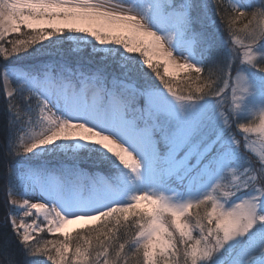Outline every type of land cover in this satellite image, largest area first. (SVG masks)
I'll list each match as a JSON object with an SVG mask.
<instances>
[{"label":"snow or ice","instance_id":"obj_1","mask_svg":"<svg viewBox=\"0 0 264 264\" xmlns=\"http://www.w3.org/2000/svg\"><path fill=\"white\" fill-rule=\"evenodd\" d=\"M229 4L0 0V264H264V0Z\"/></svg>","mask_w":264,"mask_h":264},{"label":"rangeland","instance_id":"obj_2","mask_svg":"<svg viewBox=\"0 0 264 264\" xmlns=\"http://www.w3.org/2000/svg\"><path fill=\"white\" fill-rule=\"evenodd\" d=\"M222 1H224L228 7L230 6V4H229V0H220L221 3H222ZM241 26H242V25H241ZM12 60H13V62L15 63L14 65H20V63H25V61H18V60H15V59H12ZM161 72H163V69H161ZM182 76H183V73H181V77H182ZM2 85H3V84H2ZM8 87H9V88H13V87H12V83H9ZM253 119H255L256 123L258 124V123H259V114L256 113V114L254 115ZM35 131L38 132V131H40V129L37 127V128H35ZM25 139L27 140L28 137L25 136ZM252 140L255 141V142H256V146L259 147L260 137H258L256 134H253V135H252ZM224 183H227V180L224 181ZM2 195H3V193L0 192V197H1ZM14 198H15L17 201H21V200H22V197L19 196V195H17V196L14 197ZM34 202H35V201H34ZM0 210H1V209H0ZM195 211H196V210L193 209V210H192V213L194 214ZM17 215H18L17 223H19V215H21V213H17ZM41 219H42V218H41ZM29 222H31L30 219H29ZM1 223H2L3 225H5V230H6L7 227H8V225H7L6 221H5L4 216H2V222H1ZM95 223H97V222H80V223H78V224H69V225H66V226H65V231L72 232L73 229H79V228L84 227L85 225H88V224H95ZM42 235H44V234H42ZM54 235H57V236H58L59 234H54ZM45 238H52V237H50V236H46V235H45ZM61 238H62V237H61Z\"/></svg>","mask_w":264,"mask_h":264},{"label":"trees","instance_id":"obj_3","mask_svg":"<svg viewBox=\"0 0 264 264\" xmlns=\"http://www.w3.org/2000/svg\"><path fill=\"white\" fill-rule=\"evenodd\" d=\"M222 4L225 8H228V6L226 5V3L224 1H222ZM15 38L14 36L9 37V39H13ZM45 44H48V41H44ZM6 46H10V45H6ZM5 62L3 61L2 55H0V68H2L3 64ZM9 63L11 64H15L13 62V60H11ZM20 64H24V63H20ZM146 67V66H145ZM150 71V70H149ZM158 83V81H157ZM12 87H15L14 84H12ZM6 97L4 95V89H3V85H2V72H0V117L3 116L4 114V101H5ZM0 231L5 230V225H3L2 222V216H4V209H3V195L0 197Z\"/></svg>","mask_w":264,"mask_h":264}]
</instances>
